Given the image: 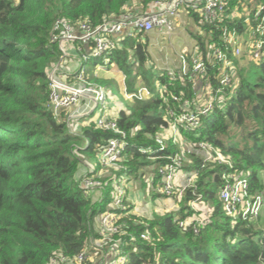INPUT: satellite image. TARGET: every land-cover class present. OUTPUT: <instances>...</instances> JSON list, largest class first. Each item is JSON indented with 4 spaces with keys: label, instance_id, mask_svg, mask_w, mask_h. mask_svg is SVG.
I'll return each instance as SVG.
<instances>
[{
    "label": "trees",
    "instance_id": "1",
    "mask_svg": "<svg viewBox=\"0 0 264 264\" xmlns=\"http://www.w3.org/2000/svg\"><path fill=\"white\" fill-rule=\"evenodd\" d=\"M151 1L0 0V264H49L55 253L75 256L91 238L100 237L96 218L112 199L110 182L105 184L102 201L86 197L76 173L81 164L85 167L95 161L93 167L99 173L100 151L119 134L89 122L96 111L79 119L75 122L78 128L71 129L64 111L55 114L48 105L49 69L61 56L59 44L51 41L55 21L65 18L96 26L106 18L122 15L128 7L146 10ZM239 4V0L230 2V6ZM226 23L239 33L245 30L240 18L220 26ZM205 29L213 31V44L224 47L219 29L214 25ZM149 38L145 32L126 36L111 56L112 63L126 75L129 92L135 91L139 80L151 91L144 98L123 97L126 107L115 116L128 141L121 160L126 170L121 171L136 178L151 172L155 185L160 180L158 167L166 159H149L148 155L183 150L188 159L182 169L198 172V179L195 187L174 198L179 204L177 211H153L150 217H141L129 204L119 211L126 214L121 223L128 234L121 239L130 263L264 264V228L258 226L259 217L229 216L218 195L228 167L219 161L204 164L203 156L193 152L197 147L183 149L172 140L163 151H156V133L170 124L168 106L193 100L197 91L188 76L173 78L166 69L151 63ZM230 58L236 72L234 91L222 107L216 106L201 118L196 130L183 133L192 142L209 141L230 154L233 168L246 174L250 192L257 194L263 191L259 173H264V57L255 60L244 49L241 56ZM207 64L215 84L216 67L212 62ZM104 76L102 81L107 79ZM174 96L181 100L174 101ZM195 193L201 195L203 210L208 213L197 232L193 224L187 229L179 227L177 220L178 216L189 219L200 215L191 208ZM146 229L151 240L140 236Z\"/></svg>",
    "mask_w": 264,
    "mask_h": 264
},
{
    "label": "built area",
    "instance_id": "2",
    "mask_svg": "<svg viewBox=\"0 0 264 264\" xmlns=\"http://www.w3.org/2000/svg\"><path fill=\"white\" fill-rule=\"evenodd\" d=\"M254 1L256 6L248 4L246 14L241 12L242 0H239L240 6H230L231 0H153L146 10L134 11L128 7L122 15L106 18L96 26L87 21L73 23L68 19L58 18L54 23L51 41L59 44L61 56L51 65L48 73L49 107L55 114H59L61 110L74 105L78 106L81 101H84L86 103L85 112L81 113L86 116L94 111L102 113V110L106 108V103L114 100L110 88L90 81L83 73L73 75L63 68L64 60L70 56L66 44H77L79 61L98 60L95 64V76L102 73L120 75L124 85V97L144 98L151 95L150 89L141 85L137 90L129 92L125 86L126 75L114 63L115 66H111L112 54L121 47V42L126 36L136 37L141 32L148 33L150 36L156 34L157 38L161 35L172 36L176 25L171 17L177 15L183 7L188 12L199 14L201 16L200 36L209 34L212 39L213 31H206L205 26L214 25L220 31L224 47L213 44V47L204 53L196 49L201 46L200 41L196 42L182 51L179 56V65L175 69L170 67L166 69L173 78H177V75L181 78L188 76L197 93L193 100L185 99L183 104L180 103L174 108L168 106L166 116L170 124L156 133L155 141L158 144L156 151L165 149L168 142L165 131H168L170 140L180 144L183 149L186 148L184 143H188L189 146L197 147L198 150L204 152V164L213 161L225 164L228 170L222 174V184L218 191L225 212L234 218L239 214L251 220L258 218L264 205L263 194L250 192L246 174L233 168L231 155L224 154L221 149L209 141L192 142L183 133L196 130L201 125V118L210 115L216 106L222 107L234 91L237 86L234 81L236 72L230 55H242L245 46L255 60L264 57V0ZM238 18L242 19L245 24L243 32H249L247 38L241 36L243 32L239 33L234 26L230 27L227 23L220 26V23L224 21L232 22ZM249 25L252 26L249 27ZM207 62H212V65L216 67L217 83L215 84L211 80ZM173 100L178 102L181 97L174 96ZM91 121H94L99 128L112 130L119 134L110 139L100 151L98 158L101 167H110L118 172L119 169L120 171L126 170V167L121 164L123 152L128 145L126 132L119 128L115 117H110V115L100 114L96 119L89 120ZM140 150L143 153L149 152L146 148H140ZM148 157L149 159H166V162L158 167L160 180L157 185L155 184L156 193L181 198L188 188L195 187L198 172H193L185 184H177L175 181L176 172L182 169L187 160L183 150L175 154L148 155ZM118 172L110 171V177L102 179L92 165L88 166V170L78 178V185L86 197L92 199V193H96L95 202L102 201L104 198V187L107 182H110L112 186V199L106 209L96 218L99 225L96 231L100 237L91 238L86 248L73 257L55 253L49 264H131L128 254H123L125 248L121 239V235L128 234L124 229L125 223H121L122 217L126 214L119 212L129 206L124 182L130 176L123 173L120 177L117 175ZM196 195L195 201L191 202V208L194 211H200V215L189 219L177 217L179 227L187 229L193 224L195 232L198 231V225L203 223L202 218L208 216L206 210L196 206L195 203L201 201V195ZM175 203L176 209L166 208L159 213L177 211L179 204L178 201ZM117 235L119 237H116ZM140 236L151 240L149 229L144 230ZM130 240L133 241L134 237L131 236Z\"/></svg>",
    "mask_w": 264,
    "mask_h": 264
},
{
    "label": "rangeland",
    "instance_id": "3",
    "mask_svg": "<svg viewBox=\"0 0 264 264\" xmlns=\"http://www.w3.org/2000/svg\"><path fill=\"white\" fill-rule=\"evenodd\" d=\"M248 4H250L251 6H256V2L254 0H242L241 12L243 14L248 13V7H249ZM171 19L174 20L175 25H176L175 33H173L172 36L166 37V36L161 35L160 37L157 38V35L153 34L149 38V43H150L149 51L153 58V61L151 63H154L155 66L157 67L158 66L162 67V69H167L168 67L175 69L179 65V56L181 55L182 51L190 48L196 42H199L198 37L201 34L199 33L200 31L199 22H200L201 16L192 11L188 12L185 7L181 8L178 11V14L175 16H172ZM251 26L252 25H249V27ZM241 36H243L244 38H247L249 36V32L248 31L243 32V34L241 33ZM200 38L202 39L201 40L202 42H205V45L204 46L201 45L197 47L196 49L200 51H208L210 48L213 47V43L210 40L209 34L202 35L200 36ZM66 48L68 49L70 56L66 57V59L64 60L63 68L68 73L71 72L73 73V75L83 73L84 76H86L92 82H96L101 85H105L107 83L109 85L108 87H110L111 91L113 92L112 98H114V100L111 102L112 104L110 102H107L106 108L102 110V113L96 111L94 112V115L91 116V118L96 119L97 117L100 116V114H102L103 116L110 115V117H115L118 114L121 103H124L126 107L125 100H123L124 85H123L122 80L120 79V82H118L117 74L116 75L114 74V76L111 74H108L106 75L107 77L106 81H102L103 78H100V77L104 76L103 73L99 74L98 77L94 75L95 61H98V60L91 59L89 61H79L78 60L79 54L77 51L76 43L75 44L69 43L68 45L66 44ZM244 48L247 50L245 46ZM244 62L245 61L243 60L241 61L242 65L244 64ZM111 66L113 67L115 65L112 63ZM138 82L140 85H143V82L141 80H139ZM139 84L138 83L136 84V89L139 87ZM75 106L76 105L70 108H67V109H63L65 113V117H67L68 125L71 126V129L73 128L75 129L76 127L78 128L79 124L75 122H78L79 119L84 117L85 114H82V113L85 112L84 109H85L86 103L84 101H81L78 105L79 106L78 109H76L77 106L76 107ZM100 107H102L101 104H100ZM165 134L168 136L167 141L169 142L170 136L168 135V131H165ZM184 145L187 149L189 148L188 143H184ZM186 159H188V156H186ZM96 163L97 161L89 162L88 164L95 166ZM85 169L86 168H84V165L81 164L76 175L80 178L83 175ZM100 169L103 172L106 171L103 174L99 173V176L102 179L110 177L109 175L110 171L118 172L110 167H105V168L101 167ZM123 172L124 171H120L119 169V172L117 175L121 177L123 175ZM181 172L187 173L188 178L192 176V172H190L189 170L180 169L179 171L176 172L175 181L177 184H182L178 182V174ZM259 174H260V179L263 183V191L261 193L263 194V197H264V173L260 172ZM141 179L144 180L145 185L142 184ZM128 181L129 179L126 182H124V185L126 186V192L129 193V196L132 198L131 200L134 202V203H131L130 201H128V204L132 207L134 204V209L137 207V204H138L137 200L141 204H145V208H144V212H146L145 214L144 212L143 214H141L140 212L142 211L138 210V208L135 209V210H138L136 212L140 216L150 217V215L153 214V211L155 209L161 210L164 205L176 204L173 197H167L162 194H156L155 185L153 184V174L151 172H146L143 178H141L140 176L137 179H130V181L129 182ZM195 204L200 209H203V207L205 208V205L203 204L202 201H197ZM258 226L264 228V205H263V208L260 210ZM127 252L128 251L124 252L123 254H126Z\"/></svg>",
    "mask_w": 264,
    "mask_h": 264
},
{
    "label": "crops",
    "instance_id": "4",
    "mask_svg": "<svg viewBox=\"0 0 264 264\" xmlns=\"http://www.w3.org/2000/svg\"><path fill=\"white\" fill-rule=\"evenodd\" d=\"M108 74H111V75H113L114 76V73H107V74H105L104 73V75H108ZM116 75V74H115ZM118 75V74H117ZM120 75H118V80H119V82H120V79L122 80V78H120L119 77ZM123 88V87H122ZM123 104V105H122ZM76 107V106H75ZM125 107V105H124V103H121L120 104V107L119 108H124ZM79 108V106H77V108L76 109H78ZM120 110V109H119ZM62 111V110H61ZM91 119H93V118H90V120ZM192 148L193 147H191V146H189V149H191L192 150ZM193 152H195V153H198L199 154V151L197 150V149H194L193 150ZM200 155L201 156H204V152H200ZM88 166H92V165H87V166H85L84 168H86L85 169V171H84V173L88 170ZM100 170V169H99ZM106 171H102V170H100V174H103V173H105ZM187 172V171H186ZM83 173V174H84ZM189 173V172H188ZM190 174V173H189ZM130 179H137L135 176H133V177H131L130 176V178H129V181H130ZM187 180H188V177H187V173H183V172H181V173H179L178 174V182L179 183H182V184H185L186 182H187ZM128 181V182H129ZM141 181H143L142 179H141ZM135 187H136V185H135ZM127 197H128V201H130L131 203H134L131 199V197L129 196V193H127V195H126ZM95 199H96V193L95 192H93L92 193V200L93 201H95ZM134 200H136V199H134ZM137 207L136 208H138V210H141L142 212H140L141 214H143V212H144V208H145V204H141L138 200H137ZM135 208V209H136ZM166 208H172V210H174V209H176V205L175 204H172V205H164L163 206V208L161 209V210H157V209H155L154 211H157V212H162V210H165ZM174 208V209H173ZM263 208V207H262ZM134 209V204H133V207H132V212L133 213H135V214H137V212L136 211H138V210H135ZM146 212H144V214H145ZM138 215V214H137ZM138 216H140V215H138ZM151 216V215H150ZM141 217H145V216H141ZM95 227L97 228V230H98V228H99V225L97 224V222H96V224H95Z\"/></svg>",
    "mask_w": 264,
    "mask_h": 264
}]
</instances>
